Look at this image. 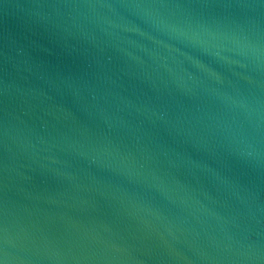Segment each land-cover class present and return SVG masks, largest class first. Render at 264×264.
Listing matches in <instances>:
<instances>
[{
	"label": "water",
	"instance_id": "95a60500",
	"mask_svg": "<svg viewBox=\"0 0 264 264\" xmlns=\"http://www.w3.org/2000/svg\"><path fill=\"white\" fill-rule=\"evenodd\" d=\"M0 264H264V0H0Z\"/></svg>",
	"mask_w": 264,
	"mask_h": 264
}]
</instances>
